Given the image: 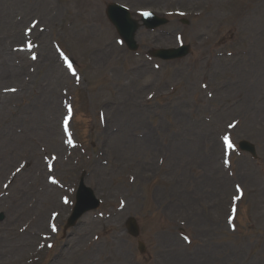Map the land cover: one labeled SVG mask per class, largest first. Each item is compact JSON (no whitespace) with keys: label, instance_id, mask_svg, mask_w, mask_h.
<instances>
[{"label":"rangeland","instance_id":"rangeland-1","mask_svg":"<svg viewBox=\"0 0 264 264\" xmlns=\"http://www.w3.org/2000/svg\"><path fill=\"white\" fill-rule=\"evenodd\" d=\"M38 1L31 0L25 5L23 0H0V44L4 48L12 45L7 44L9 36L15 31L23 33L32 18L37 17ZM111 1L122 3L132 11L152 9L164 13L179 12L189 17L191 28L183 32V39L191 46L190 56L168 67L159 65L161 70L158 72L153 68L156 63L115 45L116 33L104 13ZM53 3L61 10L57 23L50 25L47 21L49 15L39 14L41 26L51 29L45 35L46 46L49 38L57 42L74 59L84 76V83L70 93L69 99L76 113L73 128L80 147L73 150L68 159L76 165L71 166L61 159L64 146L58 108L61 99H68L67 93L74 86L66 80L60 69L63 64L56 61L50 45L52 69L57 80L48 85L50 104L45 108L40 103L41 93L37 91L45 84L42 83V87L39 84L38 76L41 80L44 71L38 70V62L26 75L23 71L17 81L0 85V90L21 87L23 81L27 82L31 77L25 92L16 93L24 94V99L6 101L7 117L5 121L1 119L0 124L6 126L5 136L24 137L27 146L36 149L42 167L38 170L42 171L43 158L56 152L46 146L47 141L41 132L44 125H49L52 145L60 150L56 152L60 160L55 163V175L60 182L76 188L81 177L96 197L102 199L100 216L104 219L116 210V195H122L128 206L105 222L85 216L76 229L59 234L54 251L49 253L41 247L36 248L37 241L42 244L41 239H34L33 249L23 250L17 237L29 236L26 232L19 235L17 230L24 222L7 218L0 223V234L13 225L14 235L8 239L22 252H14L9 257L0 247V264H28L27 259L21 260L22 255L27 258L28 253H35L40 261L50 259L45 264H66L73 261L70 255L79 257L85 253L84 243L94 232L100 235L94 253L82 256L75 264H90L88 260L94 255L96 264H264V136L254 128L259 120L264 121V111L253 108L248 115L246 109L243 120L237 112L241 106H248L246 99L249 95L240 87L250 88L258 70L263 71V77L251 101L254 103L264 97V64L258 65L264 60V0H53ZM69 22L72 24L68 25ZM92 23L97 25L93 33L87 27ZM175 25L167 29L175 33L178 30ZM81 31L83 38L79 36ZM86 33L94 35L86 39ZM145 34V30L137 34L140 54L157 46H176L173 41L164 44L155 40L156 36H161L159 33ZM257 41L259 48L254 45ZM14 45L15 48L23 45V40ZM244 50L249 54L237 57ZM14 65L17 67L16 63ZM144 72L146 77L138 81L137 75L142 78ZM36 76L37 83H34ZM205 76L216 91L211 100L205 97L206 91L201 85L200 78ZM86 82L89 84L87 95L81 93ZM171 86L173 88H169ZM127 93L130 95L126 96ZM149 96L152 97L150 101L147 100ZM34 98L38 103L29 106ZM236 101L235 107L229 106ZM98 108L104 111V128L97 123ZM174 109L176 113L171 117ZM138 119L142 121L141 125L135 124ZM17 129L22 133H17ZM149 132L154 133L153 140L148 139ZM229 132L235 143L248 140L256 146L257 163L233 155L230 170L219 164L223 155L220 137ZM165 137L170 138V142L164 141ZM6 140L3 139L2 143ZM207 140L209 147L204 146ZM144 142L152 145L146 148V156H127L134 149L137 153L142 151L146 147ZM41 147L44 148L43 155L39 150ZM213 147L217 151L210 157ZM24 149L20 147L17 155H26L29 149ZM100 149L105 152L102 162L106 164L95 158ZM20 159L9 164L6 173H0V184ZM94 160L99 163L96 171L91 167ZM240 165L246 170L245 179L240 181L245 196L239 203L238 216L232 222L230 209L234 205ZM130 176L135 177L132 185L127 181ZM38 177V171L23 173L16 187L25 183L27 188L35 185L39 193L44 192L46 177ZM36 179H41L42 183ZM58 197L57 192L54 205L41 204V208H35L37 212L34 213L40 219L44 217L42 222L45 225ZM0 211L4 216L9 213L1 206ZM31 213L29 211L24 216V221L31 217ZM67 213L64 209L62 227ZM95 218L101 219L99 216ZM128 218L137 222L138 239L126 232ZM80 241L83 243L71 251V247ZM140 243L143 253H140ZM64 250H68L66 255L62 254Z\"/></svg>","mask_w":264,"mask_h":264},{"label":"bare ground","instance_id":"bare-ground-1","mask_svg":"<svg viewBox=\"0 0 264 264\" xmlns=\"http://www.w3.org/2000/svg\"><path fill=\"white\" fill-rule=\"evenodd\" d=\"M31 1V0H23V4L27 5V3ZM41 4L43 6L42 10H43V13H48L49 12V18L50 20H47L48 21V24L50 25H53L55 23L58 22V19H57V16H58V11H59V14L61 12L60 9H58L55 4L51 1V0H41ZM40 4V5H41ZM90 31L93 33L96 28H97V25L92 23V24H89L87 26ZM85 32H86V29L84 28ZM94 34H89V33H86V39H89L93 36ZM79 36L81 38H83V34H82V31L80 32ZM157 38H160V37H157ZM23 38L20 37V35H17L16 38H13L14 41H18V40H22ZM162 40V38H160ZM2 40V37H0V41ZM165 41H171V37H167V38H164ZM1 43V42H0ZM259 41H257L254 45L256 48H259ZM255 47H251V48H255ZM0 53L3 55L1 58H0V85H2L3 83H8V82H15L17 81V79L20 77V75L23 73V71H25V63L23 61V59H19L20 60V63H22V66L20 68L16 67L13 63H14V60L17 58L18 55L14 54L11 56H9V54H6V48H4L1 44H0ZM41 53L44 54V57L41 59V61L39 62V69L38 70H42L44 71V75H43V78L39 81L40 83V86L41 84H45V87H42V88H39V90L37 92H40L41 93V98H40V103L45 107L47 108L48 105L50 104V91L48 89V85L50 82H57L55 76H54V69H52V54L50 52V48L49 47H46V46H42V49H41ZM249 54V51H246V54L244 56H247ZM21 56H24V54H21ZM39 58H41L39 56ZM14 59V60H13ZM248 63H250V61H248ZM264 64V60L259 62L258 65H262ZM54 68V67H53ZM261 73H263V71H257V78L255 79L254 81V84L250 87V88H244V87H240L242 88V90L246 91V93L249 95L247 97V103L249 105V110H248V115L252 112L251 111V108H250V105L253 106V108L257 111H261L263 110L264 111V97L263 98H260V99H257L254 101V103L251 101V98L253 96V93H255L256 91L259 90V85H260V79L263 77L261 75ZM144 77H146V72H144L142 78H139V76L137 75V79L138 81H142L144 79ZM34 83H37V76L36 78H34L33 80ZM37 86V85H35ZM8 89V88H7ZM130 94H126V96H128ZM14 99V98H22L24 99L25 98V95L24 94H16L14 96H9V95H0V121L1 119H3V121L6 120V117H7V113L5 111L6 109V101L9 100V99ZM38 103V100L37 98H34L31 102L28 103L29 106H32V105H36ZM127 104V103H125ZM254 104V105H253ZM176 113V109H174L172 112H171V117L172 115H174ZM181 117H182V114H180ZM22 119L23 120H26L22 115H21ZM136 123L135 124H139L141 125L142 121L141 120H137L135 121ZM18 123H21V121H19ZM255 130H257L262 136H264V121L262 120H259L257 122V124L254 126ZM0 130H1V133H2V136H0V173L1 172H5L6 173V170L10 167L9 164H11L16 158H17V150L20 148V147H27V144H26V139L24 137H16V136H13V134H11V136H5V134L7 133V130H6V126L4 127L3 124H0ZM40 130V129H39ZM41 132H42V135L45 136V139L47 141V145L51 147V132H52V129L49 127V125H44L42 128H41ZM55 133V131H54ZM153 136H154V133L153 132H149L148 133V139L149 140H153ZM7 139L6 141H4L2 143V140L3 139ZM148 141V140H147ZM164 141L166 142H170V138L168 137H165L164 138ZM201 141V140H200ZM199 141V142H200ZM204 141V140H203ZM209 140L205 141L204 142V146L206 147H209ZM143 144H145L142 151H140L139 153H137L134 149L133 152H130L127 154L128 157H132L134 155H138V156H141L140 154L146 156L147 155V151L146 148H150V146H152L149 142H144ZM215 145V144H214ZM217 150L213 147L210 149V154L209 156L212 157L213 154L216 152ZM29 153H30V159L31 161L33 159L36 160V163H37V159H38V153L36 151V149H34L33 147H29ZM172 155H174V153H172ZM47 188V187H46ZM220 193V191L218 192ZM53 194H56L52 189L50 188H47V191L45 193H42L41 195H36V190L35 189H29V188H25V187H22V196L25 195L26 197L30 196V195H36V197L38 198V203L37 205H40L41 204H52L53 201H50V202H47L46 200H50V196H52ZM26 198H22V197H14L13 201L11 202V207H10V211L12 212V218L15 219L16 216L22 214V215H26L28 214V211L26 210V207L28 205L29 202H27L25 200ZM38 206H36L37 208ZM40 208V207H38ZM42 217V216H41ZM42 222V218H38L37 219V222H36V228H39L40 227V224ZM6 234H3L0 236V240H1V244H0V247H6L8 246L7 242H6V238H5ZM7 252V256L10 254H13L14 252H16L15 249H13L12 251H6ZM2 254V252L0 251V255ZM9 255V257H10ZM1 261V259H0ZM3 262V261H2Z\"/></svg>","mask_w":264,"mask_h":264},{"label":"snow or ice","instance_id":"snow-or-ice-1","mask_svg":"<svg viewBox=\"0 0 264 264\" xmlns=\"http://www.w3.org/2000/svg\"><path fill=\"white\" fill-rule=\"evenodd\" d=\"M144 15H148L147 13H145ZM33 59H35V57H33ZM13 91H15L14 89H13ZM226 139V141H227V138H225ZM230 146V145H229Z\"/></svg>","mask_w":264,"mask_h":264}]
</instances>
